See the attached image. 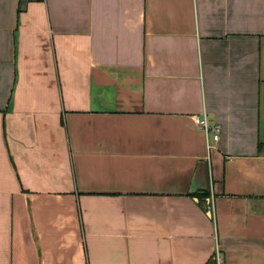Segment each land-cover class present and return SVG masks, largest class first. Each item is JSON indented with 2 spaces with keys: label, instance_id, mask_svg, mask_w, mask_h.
Masks as SVG:
<instances>
[{
  "label": "crops",
  "instance_id": "obj_1",
  "mask_svg": "<svg viewBox=\"0 0 264 264\" xmlns=\"http://www.w3.org/2000/svg\"><path fill=\"white\" fill-rule=\"evenodd\" d=\"M216 244L264 264V0H0V264Z\"/></svg>",
  "mask_w": 264,
  "mask_h": 264
},
{
  "label": "built area",
  "instance_id": "obj_2",
  "mask_svg": "<svg viewBox=\"0 0 264 264\" xmlns=\"http://www.w3.org/2000/svg\"><path fill=\"white\" fill-rule=\"evenodd\" d=\"M194 123L203 132L206 147L209 150L212 145L211 142L218 141L221 135L222 127L216 121L209 119L205 114L193 116ZM213 259L215 264H225L224 259L221 255L219 245L216 244L213 252Z\"/></svg>",
  "mask_w": 264,
  "mask_h": 264
},
{
  "label": "water",
  "instance_id": "obj_3",
  "mask_svg": "<svg viewBox=\"0 0 264 264\" xmlns=\"http://www.w3.org/2000/svg\"><path fill=\"white\" fill-rule=\"evenodd\" d=\"M209 202H210V200H209ZM209 214L211 213V211L209 210V212H208Z\"/></svg>",
  "mask_w": 264,
  "mask_h": 264
},
{
  "label": "trees",
  "instance_id": "obj_4",
  "mask_svg": "<svg viewBox=\"0 0 264 264\" xmlns=\"http://www.w3.org/2000/svg\"><path fill=\"white\" fill-rule=\"evenodd\" d=\"M206 194V193H205ZM213 264H215V262L213 261Z\"/></svg>",
  "mask_w": 264,
  "mask_h": 264
}]
</instances>
